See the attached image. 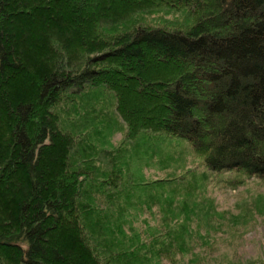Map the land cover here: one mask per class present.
I'll use <instances>...</instances> for the list:
<instances>
[{"label":"trees","instance_id":"16d2710c","mask_svg":"<svg viewBox=\"0 0 264 264\" xmlns=\"http://www.w3.org/2000/svg\"><path fill=\"white\" fill-rule=\"evenodd\" d=\"M159 12L178 19L145 20ZM87 89L109 95L122 150L97 151L113 125ZM128 153L130 179L93 163ZM223 173L264 182V0H0V264H148L138 239L192 238Z\"/></svg>","mask_w":264,"mask_h":264},{"label":"rangeland","instance_id":"374dc122","mask_svg":"<svg viewBox=\"0 0 264 264\" xmlns=\"http://www.w3.org/2000/svg\"><path fill=\"white\" fill-rule=\"evenodd\" d=\"M174 17L177 18V16L165 15L159 12L147 17L145 20L151 22L158 19L171 21L176 20ZM185 20L188 21L189 18L186 17ZM87 91H89V96L92 99L91 102H95L94 108L96 111H94V115L100 116L101 119L102 116L105 118L100 125L108 122V120H111L113 125V129H109L110 125L100 126V130L106 138L101 139V142L105 141L104 144L98 143L96 145L99 146L97 151H103L107 148L122 150L123 148L120 146L123 141L122 122L117 118H113V115L111 116L110 110L113 103L110 98H107L109 95L103 93L101 89H87ZM99 96L103 98L94 101ZM104 100L106 106L102 105ZM85 104L89 105L87 102ZM67 110L65 108L61 110V122L64 124L61 125L66 129L75 131L79 129L76 122H81L82 118L78 120L75 112ZM85 112H88V106L86 111L77 114L78 117L80 115L82 117V113ZM68 122L72 126H69ZM170 147L171 143H163L160 148ZM177 149L179 152L188 151L185 143L178 144ZM87 154L89 158V153L87 152ZM128 154L126 160L116 158L110 164L106 162L107 158L98 155L94 158L93 163H95L98 171L107 173L109 170H115L123 179L129 178L130 153ZM121 165L126 170L121 169ZM178 165H180L179 168L168 167L163 170L156 165L147 164L142 167V174L150 182L167 178L170 174H173L171 170H178L172 175L176 176L181 171L194 168L191 158L187 159L185 165H183V162ZM181 166H184L183 169ZM236 179L235 174L223 173L209 175L208 178L203 180L205 187L198 192L197 201L204 205L205 212L197 215L198 222H193L194 225L191 224L192 238H181L182 245L177 246L174 244V246H171V238H139V248H146V252L143 253L148 259V264H264V182L252 178L240 183ZM122 186L120 188L125 190L119 193L122 195L129 194L128 201L130 202V190H128L127 183H122ZM99 193L102 196H96V202L102 210L112 212L115 209L119 210L117 207L114 209L112 206H108L105 197L106 194L116 195L117 191L111 190L103 193L99 191ZM156 210L157 207L154 206L153 211L155 213ZM144 216L147 220H155L150 218L148 213ZM151 223L153 222L151 221ZM125 232L128 235L130 230L127 229Z\"/></svg>","mask_w":264,"mask_h":264}]
</instances>
